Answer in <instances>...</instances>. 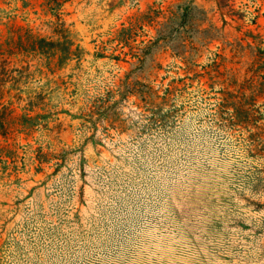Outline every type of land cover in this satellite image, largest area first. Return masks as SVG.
<instances>
[{"label":"rangeland","instance_id":"rangeland-1","mask_svg":"<svg viewBox=\"0 0 264 264\" xmlns=\"http://www.w3.org/2000/svg\"><path fill=\"white\" fill-rule=\"evenodd\" d=\"M0 264H264V0H0Z\"/></svg>","mask_w":264,"mask_h":264}]
</instances>
